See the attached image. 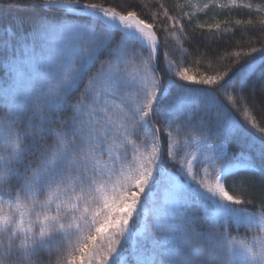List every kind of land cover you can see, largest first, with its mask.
Listing matches in <instances>:
<instances>
[{"label": "snow or ice", "instance_id": "obj_1", "mask_svg": "<svg viewBox=\"0 0 264 264\" xmlns=\"http://www.w3.org/2000/svg\"><path fill=\"white\" fill-rule=\"evenodd\" d=\"M13 6L32 15L0 39V264H264V196L245 198L252 179L241 180L243 194L225 184L243 169L264 185V135L239 154L224 143L202 160L180 154L193 139L212 149L208 137L227 143L244 132L221 96L254 120L248 97L264 92V71L250 84L255 61L197 79L179 67L182 44L179 61L166 50L161 59L166 44L135 8ZM216 6L209 0L197 10ZM230 6L253 7L219 4ZM256 23L264 32V16ZM251 53L264 59V48ZM192 128L205 137L179 138ZM217 159L240 163L217 167Z\"/></svg>", "mask_w": 264, "mask_h": 264}, {"label": "trees", "instance_id": "obj_2", "mask_svg": "<svg viewBox=\"0 0 264 264\" xmlns=\"http://www.w3.org/2000/svg\"><path fill=\"white\" fill-rule=\"evenodd\" d=\"M250 1L264 4V0ZM90 2L104 3L117 7L118 10L135 8L142 19L154 24V29L157 31V36L161 44H166V47L160 49L161 59L163 52L166 50L173 60L179 61L182 44V47L187 50V55L183 57V61L179 63V67L188 68V74L197 79L201 75H215L218 72L223 73L229 67L235 66L237 59L245 67L247 63L255 61L256 71L252 74L250 84L253 81L258 83L260 72L264 71V59L261 58L259 53H251L252 48H264V32L260 31V27L256 23L261 15L254 11L231 8L216 13L215 24H220V29L217 30L215 28L207 29L198 27L185 6L183 10L178 7V5H183L181 0H90ZM161 4L164 6V9H167V17L164 15V9L160 7ZM185 13L188 15H185ZM154 14L156 15L155 20H153ZM31 15L26 9L13 6V0H4L3 3H0V39H9L5 35V29L9 25L15 26L20 20H28ZM189 16H191L190 21ZM168 17H174L179 23L173 26L174 22L170 21ZM236 20H252L254 24L236 25ZM180 25H183L182 30ZM25 27H27V24ZM165 28L167 31L163 30ZM237 53L240 54L239 57H237ZM160 74L163 75L162 72ZM174 78L179 79L178 77ZM220 99L232 112L233 119L241 121L244 132L234 135L231 137L230 142L227 143L224 142L222 135L208 137L207 140L214 146V149L217 150L224 143L226 151L239 154L249 151L248 144L253 137L257 144H259L262 135H264L259 132V128H264V92H261L259 87H257L254 100L252 97H248V108L254 120H245L242 109L237 110L236 108H231L223 96ZM176 123L181 124L182 118ZM253 124H255V127H253ZM189 135L205 137L206 133L196 128L186 129L181 132L179 138L184 140ZM238 162L240 161L227 159L216 160L217 165ZM242 179L245 181H249L250 179L255 181L254 185L251 183L246 184V187L252 195L246 196L245 198L253 199L254 203H260L261 197L264 196V185L260 183L259 177L252 178L251 174L244 170H240L234 175L229 176L225 181L230 194H243L239 192ZM233 184L236 185L237 192H232ZM240 232L243 234L244 229L242 228ZM42 258L47 259L46 253L42 254ZM52 259L53 261L55 260V254ZM37 264H39V261Z\"/></svg>", "mask_w": 264, "mask_h": 264}, {"label": "rangeland", "instance_id": "obj_3", "mask_svg": "<svg viewBox=\"0 0 264 264\" xmlns=\"http://www.w3.org/2000/svg\"><path fill=\"white\" fill-rule=\"evenodd\" d=\"M181 1H182L183 5H185V8L187 9V11L191 14L195 24L197 26L198 25H204L203 28H207V29H209L208 25H214L215 24V14L220 12V11H222V10H225V9H231V8L247 9V10L254 11L255 13H257V14H259L261 16H264V12L257 11L258 7L260 5H264V4L254 3V2H252L250 0H238V5L251 3L253 5V7L251 9L245 8V7H242V6H235V7L230 6V7H227V8H220L219 4L220 3L227 4L228 0H217V6L216 7H212V8H209L207 10H204V11H198L197 9L198 8L202 9L203 5L205 3H208L209 0H181ZM196 137H199V136H196ZM200 138L203 139L204 137H200ZM206 144L212 145L208 140H206ZM214 150H215L214 146H213L212 149H208L204 143H199V142H197L196 140L193 139L190 142V146L187 149H183V148L181 149V153L180 154L183 155L185 153V151H187L189 153H195L197 155V157L200 160H202L204 155H207V156L211 157L213 155V151ZM239 163L240 162L234 163V165L235 164H239ZM215 165L217 167H223L224 166L222 164L217 165L216 161H215ZM207 166L211 170L212 165L208 164ZM240 170H243V169H237L236 172H238ZM201 175H203V173H201ZM199 178H200V176H198V179ZM214 179H215L214 173L207 177V181L208 182H213Z\"/></svg>", "mask_w": 264, "mask_h": 264}]
</instances>
